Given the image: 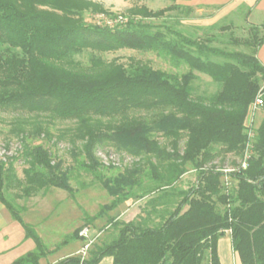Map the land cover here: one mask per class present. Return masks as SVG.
<instances>
[{
  "label": "trees",
  "instance_id": "trees-1",
  "mask_svg": "<svg viewBox=\"0 0 264 264\" xmlns=\"http://www.w3.org/2000/svg\"><path fill=\"white\" fill-rule=\"evenodd\" d=\"M168 1L170 6L155 11L145 5L131 8L127 19L119 17L123 21L110 26L84 20L88 11L109 14L89 0H0L1 110L44 114L52 121L75 120L84 129V159L79 167L86 172L104 167L97 155L114 141L131 155L147 153L155 158L150 174L165 183L158 190L171 187L188 166L198 172L197 184L180 192L179 202L161 224L149 226L146 220L123 224L118 237L89 258L72 256L57 264H99L105 257H112L113 264H222L218 243L227 233L242 264H264V116L251 143L247 168L229 174L237 181L234 194L223 193L224 173L208 166L222 153L246 151V119L264 85V65L257 57L264 48V23L251 24L246 38H230L232 45L248 52L224 51L210 46V38H193L174 29L154 31L145 19L164 18L183 8L178 0ZM183 9L188 14L193 11ZM121 49L157 52L186 63L190 71L171 74L138 61L126 66L96 54ZM86 51L94 54L90 65L83 67L75 56ZM192 71L209 76L220 89L210 96L193 97ZM260 93L264 100V89ZM98 118L121 121L109 125L110 132H102L91 125ZM159 132L173 139L170 146L162 147L153 138ZM19 133L22 160L28 164L25 180L17 178L13 163L0 160V203L36 245L13 264H40L50 250L24 221L23 208L11 203L4 190L18 186L30 196L55 188L72 198L74 189L69 172L54 161L52 152L42 144H29L23 130ZM34 134L50 137L41 127ZM184 135L187 139L181 149ZM162 163H168L165 176L160 172ZM138 168L125 170L114 180L99 178L114 197L101 212L117 209L130 197L125 189L141 185L140 179L136 182ZM160 200L157 196L152 201L153 211ZM96 219L86 218L83 227ZM79 232L63 244L82 239Z\"/></svg>",
  "mask_w": 264,
  "mask_h": 264
},
{
  "label": "rangeland",
  "instance_id": "rangeland-1",
  "mask_svg": "<svg viewBox=\"0 0 264 264\" xmlns=\"http://www.w3.org/2000/svg\"><path fill=\"white\" fill-rule=\"evenodd\" d=\"M98 3L102 8L109 12H92L84 13V20L90 24H106L116 21L119 17L127 19L129 10L141 5L147 6L151 10H159L170 6L172 3L168 0H143L142 2H135L131 0H89ZM188 0H178L176 3L185 8L189 2ZM170 12L164 18L160 19H145L144 21L152 25L153 30H161L168 32L169 29H174L182 32L183 34L193 37L206 39L210 38L213 41L210 43L212 47L220 48L224 51H245L249 50L240 46H234L230 43V38H246L249 35V26L251 23L247 21L246 6L242 7L239 11H234L231 14L224 16L222 14H213L212 18L209 17L211 13H199L194 9L188 14L184 9ZM225 27L224 29H222ZM171 37V35H169ZM262 49V50H261ZM257 57L264 65V48ZM259 50V51H260ZM94 53L86 51L83 54L75 56V60L86 67L90 65V58ZM108 62L122 63L126 66L136 61L147 63L154 69H160L171 74L182 75L190 71L189 66L184 63H176L170 57L157 52H142L130 49H121L115 52L96 53ZM211 60L222 62L223 59L211 57ZM195 79L192 82L193 97L199 98L210 96L216 93L221 85L214 82L209 76L192 71ZM264 89L262 85L261 90ZM145 114H136L135 116H143ZM264 110L258 112L256 115L255 125L258 129ZM247 116L246 121L248 120ZM96 120V121H95ZM92 121L91 125L95 128L101 129L102 132H110L109 125L118 124L121 118H98ZM41 127L49 132L50 137H38L34 134V129ZM23 130L28 138V143L32 145L42 144L52 152L55 162H60L62 168L69 172L70 185L74 189V197L70 200L78 208L80 214V228L75 232L80 231L84 226L86 218L96 217V221L92 222L89 226L91 229L93 244L88 251L85 259L90 257V254L95 252L98 248L111 243L119 235V230L123 224L129 222L147 221V225L156 226L168 216V213L176 207L180 200V192L194 187L198 182V172L191 166L187 167V172L171 187H165L158 190L157 188L164 187L165 183L157 182L150 174V162H155L151 155L143 153L140 156L131 155L125 150L117 148V141L109 143L107 147L102 148L97 157L104 166L103 168L94 172H86L79 167V162L84 159L82 147L84 140V129L75 120H57L52 121L44 114H30L27 112H12L0 109V160L4 163H13L15 173L18 179L24 181V171L28 168V164L22 160V146L23 136L19 133ZM153 138L158 140L162 147L170 146L172 138L165 137L161 132L154 133ZM187 137L183 136L180 147L185 146ZM217 147V146H216ZM252 151V149L250 148ZM245 151V150H244ZM243 151V153H244ZM242 155L235 153L221 154L217 159L208 166L214 165L218 170L224 173L222 177L223 193L232 195L237 188V181L234 180L229 174L231 170L240 166L241 160L244 158ZM113 156V157H111ZM118 158L120 165L112 164V158ZM243 157V158H242ZM139 165V166H138ZM139 167L136 176V182H141L133 188H127L125 191L129 193V199L122 203L117 209L109 212H101L103 207L109 206L114 197L102 186L100 177L103 179H115L124 174L125 170L136 169ZM168 163H162L160 172L165 176ZM6 198L14 205L26 210L35 209L39 210V214H51L54 208L57 207L63 200L64 196L69 197L66 191L60 189H47L33 192L30 196H25L21 187L13 186L6 187L4 190ZM159 196L161 200L157 205V210L153 211L152 201ZM69 201V200H68ZM74 205V207H75ZM221 204L218 207L221 208ZM70 203L65 200L59 206L55 213L67 212V216L71 214L74 216L76 211L72 209L69 211ZM123 208V209H122ZM53 213V215H55ZM46 214V215H48ZM42 215H38L41 218ZM26 221H28L25 218ZM55 230V229H54ZM229 234V233H227ZM63 242L67 239L66 235L61 237ZM69 238V237H68ZM60 242V243H62ZM69 246H81L84 243L78 240L71 241ZM79 256V255H78ZM82 257V256H81ZM83 258V257H82ZM204 264H207L204 263Z\"/></svg>",
  "mask_w": 264,
  "mask_h": 264
},
{
  "label": "crops",
  "instance_id": "crops-1",
  "mask_svg": "<svg viewBox=\"0 0 264 264\" xmlns=\"http://www.w3.org/2000/svg\"><path fill=\"white\" fill-rule=\"evenodd\" d=\"M187 2L189 4L186 7H190L192 10L195 9L196 12L211 13L206 14V17L209 15L207 18H212L214 13H224L223 15L226 16L246 6L248 8L246 18L249 23L252 25H262L264 23V0H188ZM261 50L258 52V55ZM65 200L70 203L69 211L71 213H73L72 209L76 211L74 216L72 214L67 216V212L61 214L55 213ZM62 202L54 208L55 212L52 211L51 214H48V212L39 214V210L30 209L29 211V209L23 208L22 216L24 221L35 228L37 234L50 250V253L40 260V264H57L66 258L78 256L84 245L69 246L72 244L70 243L72 240L65 245L61 241L63 235H66L67 238L72 236L80 228L81 222V216L73 199L71 201L70 196H64ZM38 215H42L41 218H38ZM76 240L84 243L83 239ZM35 247V242L32 239L26 238L22 225L14 220L9 210L0 203V264H13L19 258L33 252ZM218 251L222 264H242L238 254L232 248L229 234L220 239ZM99 264H113V258L105 257Z\"/></svg>",
  "mask_w": 264,
  "mask_h": 264
},
{
  "label": "built area",
  "instance_id": "built-area-1",
  "mask_svg": "<svg viewBox=\"0 0 264 264\" xmlns=\"http://www.w3.org/2000/svg\"><path fill=\"white\" fill-rule=\"evenodd\" d=\"M124 19V18H123ZM123 19L118 18L116 21H113L111 23H106L107 25L113 26L115 23L121 22L123 21ZM125 21V20H124ZM264 110V100H263V96L261 93L258 94V96L256 97V99L254 100L253 104L250 107V113H249V118L246 122V126L248 128L247 134H248V144H247V148L244 154V158L241 160L240 166L237 167L236 169L231 170V172H235L238 169H246L247 168V162L251 156V143L254 140L255 136H256V130L257 127L255 125V121H256V115L258 112H261ZM113 157V156H111ZM118 158H112V162L113 164H118L119 160H117ZM79 236L80 238H82L84 240V245L82 247V250L80 252V255L85 258L88 254L89 249L91 248L92 244H93V237H92V233H91V229L89 226H85L83 227L80 232H79Z\"/></svg>",
  "mask_w": 264,
  "mask_h": 264
}]
</instances>
